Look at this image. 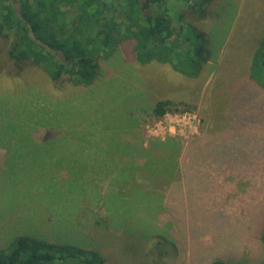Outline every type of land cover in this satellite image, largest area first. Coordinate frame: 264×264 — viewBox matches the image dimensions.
<instances>
[{
  "label": "rangeland",
  "instance_id": "rangeland-1",
  "mask_svg": "<svg viewBox=\"0 0 264 264\" xmlns=\"http://www.w3.org/2000/svg\"><path fill=\"white\" fill-rule=\"evenodd\" d=\"M204 9L188 14L211 49L199 77L139 63L126 38L92 84L54 83L0 36V248L27 233L108 264L264 260V89L247 69L264 0Z\"/></svg>",
  "mask_w": 264,
  "mask_h": 264
},
{
  "label": "trees",
  "instance_id": "trees-1",
  "mask_svg": "<svg viewBox=\"0 0 264 264\" xmlns=\"http://www.w3.org/2000/svg\"><path fill=\"white\" fill-rule=\"evenodd\" d=\"M19 1L23 18L15 6ZM173 1L185 3L184 10L175 8ZM207 1L0 0V36L7 41L11 65L21 71L26 65H35L54 83L68 79L75 86L92 84L99 58L107 57L126 38L135 40L139 63H169L178 72L199 77L211 49L206 33L188 19V14L202 17ZM32 30L37 38L62 50L70 64L39 44L31 36ZM247 59L249 79L264 89V34L258 37L257 47L248 52ZM168 103L170 100L157 101L155 114L162 115ZM172 169L166 161L163 170ZM261 241L264 245V227ZM0 264H108V260L96 249L25 233L0 248ZM210 264L229 263L216 259ZM252 264H264V260Z\"/></svg>",
  "mask_w": 264,
  "mask_h": 264
},
{
  "label": "water",
  "instance_id": "water-1",
  "mask_svg": "<svg viewBox=\"0 0 264 264\" xmlns=\"http://www.w3.org/2000/svg\"><path fill=\"white\" fill-rule=\"evenodd\" d=\"M15 6H16V9H17V12H18L19 17L23 18V15H22V12H21V3L18 2V3L15 4ZM30 34H31V36L33 38H35L37 40V42L39 44L45 46L48 51H50L51 53L57 52V57L58 58H60L62 61H65L68 64L70 63V61L67 59V57L65 56V54H64V52L62 50L57 51L51 45L46 44L40 38H37L33 30L30 32Z\"/></svg>",
  "mask_w": 264,
  "mask_h": 264
},
{
  "label": "flooded vegetation",
  "instance_id": "flooded-vegetation-1",
  "mask_svg": "<svg viewBox=\"0 0 264 264\" xmlns=\"http://www.w3.org/2000/svg\"><path fill=\"white\" fill-rule=\"evenodd\" d=\"M18 3V2H17ZM19 3H21L20 1H19ZM57 50V49H56ZM57 51H59V50H57ZM54 55H55V58H58L57 57V52H55V53H53ZM65 62V61H64ZM66 63V62H65ZM68 64V63H67ZM70 64V63H69Z\"/></svg>",
  "mask_w": 264,
  "mask_h": 264
}]
</instances>
